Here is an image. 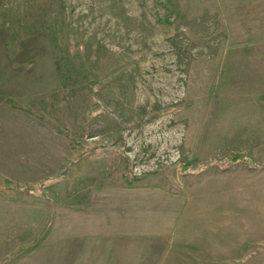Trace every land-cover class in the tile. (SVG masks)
Instances as JSON below:
<instances>
[{
  "label": "rangeland",
  "instance_id": "374dc122",
  "mask_svg": "<svg viewBox=\"0 0 264 264\" xmlns=\"http://www.w3.org/2000/svg\"><path fill=\"white\" fill-rule=\"evenodd\" d=\"M131 184L264 247V0H0V264H90L61 208Z\"/></svg>",
  "mask_w": 264,
  "mask_h": 264
},
{
  "label": "crops",
  "instance_id": "0c3cea01",
  "mask_svg": "<svg viewBox=\"0 0 264 264\" xmlns=\"http://www.w3.org/2000/svg\"><path fill=\"white\" fill-rule=\"evenodd\" d=\"M85 195L61 208L58 237L65 247H79L90 264L103 262L100 256L117 258L110 262L166 264L167 255L186 263L226 264L234 259L264 264V247L250 234L255 229L240 230L232 242L230 216L211 224L209 216H198L176 191L145 184L100 185ZM56 229L60 231L55 222L47 237Z\"/></svg>",
  "mask_w": 264,
  "mask_h": 264
}]
</instances>
